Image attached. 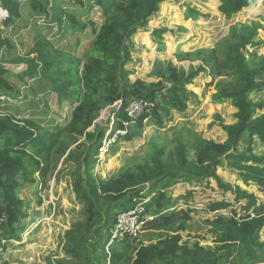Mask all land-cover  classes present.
I'll return each mask as SVG.
<instances>
[{"label":"rangeland","instance_id":"1","mask_svg":"<svg viewBox=\"0 0 264 264\" xmlns=\"http://www.w3.org/2000/svg\"><path fill=\"white\" fill-rule=\"evenodd\" d=\"M16 1L20 5L19 17L13 18L9 24L5 21L0 23L1 39L8 41L0 49V65L8 72L4 78L6 85L12 88L8 92L6 87L4 90L8 93L0 95V114L10 115L17 121H31L39 131L54 129L56 132L60 130L62 134L58 145L46 155L48 172L45 177L42 178V173L30 166L31 174L18 180L22 184L18 198L24 204L27 218L16 228L13 240L3 242L0 246V263L50 264L56 259L72 261V257L65 252L68 244L66 234L85 218V205L76 197L74 183L79 173L86 177V170L69 154L72 151L77 153L74 157L93 154L97 162L90 166L89 174L96 181H109L123 173L136 172L139 166L151 165L159 151L163 161L177 163L178 152L185 146L194 160L199 147L197 140L201 138L224 144L228 137L223 126L237 123V111L231 101L219 104L213 100L217 92L216 85L220 81L230 84L236 78L230 74L213 78L208 67L187 87L192 93L188 109L181 114L174 113L172 123L157 125L149 118L144 121L142 128L132 124L127 129H120L126 132L125 135L119 133L116 127L119 120L114 111L120 102L105 105V96H101L96 100L101 110L99 113L94 111V123L86 131L93 137L86 140L78 131L68 127L73 110L69 103L59 105L54 90L46 85V80L29 71L32 65H39L40 70L42 64L39 57L46 53L50 61L70 60V56H76L84 62L95 39L93 31L101 29L106 17L97 6V0ZM219 6V0H170L161 4L158 13L149 19L147 31H138L129 42L131 61L125 70L129 73L130 83L141 81L147 86L162 83L164 88H170L172 81L167 80L169 75L166 80L158 76L159 72L167 71L169 64L173 67L170 73L174 72V68L179 73L197 71L204 66L203 58L210 56L221 64L230 46L235 43L232 30L245 25H257L256 28H259L248 52L264 58V0L230 19L219 12ZM195 13L199 14L197 19L192 18ZM161 30L165 31L161 39L162 48L154 36L155 32ZM257 81L264 82V73L258 76ZM262 95L264 97V91L252 99L264 105ZM152 107L146 112L152 114ZM257 113L258 116L263 115L264 108ZM101 133L104 134L102 145L97 149L95 143ZM2 143L0 139V147ZM252 151L256 157L264 159V146L259 139H256ZM222 162L217 173L222 177L223 184L241 186L238 174L232 171L225 159ZM241 187L248 193H255L258 203L264 204V192L261 189L257 190L254 185ZM227 195V198L220 195L221 201L234 203L233 198H230L232 194L228 192ZM214 196L210 191H199L193 198L184 199V207L187 203L195 209V214L190 216L187 223L176 222L160 230L139 227L137 236L127 235L130 239L126 245L121 242L124 237L115 240L118 236L114 233L115 223L109 233V241L104 239L101 242H107L98 251L101 264H110L114 250L122 254L121 264H129L140 245H155L175 236L182 239L180 245L190 249L199 245L206 251L216 252L222 246L218 243L221 233L206 223V220H214L212 218L215 217L206 212L216 199ZM239 208L235 205L227 212ZM184 224L185 229L182 228ZM129 226L130 223L126 224L127 228ZM8 231V228H2L1 235L8 237ZM261 243H264V229ZM263 252H259L258 256L263 258ZM72 262L79 263L77 260ZM259 264H264V258Z\"/></svg>","mask_w":264,"mask_h":264},{"label":"trees","instance_id":"2","mask_svg":"<svg viewBox=\"0 0 264 264\" xmlns=\"http://www.w3.org/2000/svg\"><path fill=\"white\" fill-rule=\"evenodd\" d=\"M168 1L170 0H97V6L102 10L106 21L99 31H93L95 39L84 62L76 56H70V60L50 61L46 53L39 57L42 64L40 70L39 65H32L30 74L39 75L46 80V85L54 90L59 105L69 103L73 110L68 127L78 131L86 140L93 137V134L86 131L94 123V111L99 113L101 110L96 103L101 96H105V105L122 102L121 108L114 111L118 120L132 122L126 113L128 105L133 100H145L148 106L135 125L142 128L144 121L149 118L157 125L169 124L173 122L174 113L181 114L188 109L192 93L187 87L208 67L211 68L213 78H221L224 74L236 78L230 84L220 81L216 85L217 92L213 100L219 104L231 101L237 109V123L223 126L228 137L224 144H215L201 138L197 140L199 147L194 160L190 158L185 146L178 152L177 163L163 161L159 151L151 165L139 166L136 172L123 173L109 181H96L89 174L90 166L97 162L93 154L74 157L77 153L72 151L69 157L85 166L86 170V177L79 173L74 183L76 197L85 205V218L66 234L68 244L65 252L79 263L56 259L50 264H101L98 251L101 245L107 244L106 240L109 241V233L117 222L118 215L134 210L139 204L144 207L146 216L154 211L155 217L145 224L148 229H167L176 222L187 223L191 218V211L177 210L174 207L176 200L165 189L178 184H202L210 180L216 181L220 190L225 194L230 192L235 199L234 203L227 200L213 202L206 212L231 210L235 205L244 203L240 216L237 209H233L228 219L219 217L206 220L208 225L221 233L218 243L222 246L216 252L206 251L199 245L190 249L186 245H180L182 239L175 236L155 245H140L129 264H259L264 258L258 256L264 250V243H261L264 204L258 203L254 194L239 186L223 184L217 174V168L225 159L232 169L239 172L244 185L254 184L264 192V159H259L252 151L255 137L264 145V114L258 116L257 113L264 105L252 99V95L264 91V82L257 81L258 76L264 73V58L248 52L259 28H256L257 25H245L233 29L231 34L235 43L230 46L221 64L213 56L205 57L204 66L189 73H179L175 68L170 73L173 67L169 64V69L159 72L158 76L166 80L169 75L167 80L172 81L170 88H164L162 83L147 86L139 81L132 84L129 73L125 70L131 61L129 42L138 31H147L149 19L158 13L161 4ZM219 1V12L230 19L244 9L256 7L261 0ZM1 4L9 12L6 24L19 17L20 5L16 0H1ZM198 17L199 14L195 13L192 18ZM164 32L157 31L154 35L158 38L156 42L160 48L163 47L161 39ZM1 34L0 31V49L8 43L1 39ZM7 73L0 65V95L12 91L4 81ZM6 87L8 92L4 90ZM78 103L80 105L76 107ZM151 106H154L152 114L146 112ZM116 127L122 128L120 121ZM61 134L60 130L56 132L54 129L39 131L31 121H17L10 115L0 114V139L3 142L0 147V246L3 242L13 240L16 228L27 218V213L23 210L24 204L18 198V191L22 187L19 178L25 179L31 174L30 166L37 168L42 173V178L45 177L48 172L46 155L58 145ZM103 135L101 133L96 140L97 149L102 145ZM147 186L149 195L146 194ZM192 193L193 191L188 192L184 199L191 197ZM4 227L9 230L8 237L1 235ZM182 228L185 229L186 225ZM101 231L102 234L99 235ZM126 237L121 241L123 245L129 242L130 238ZM104 239L105 242L101 244ZM122 259V254L114 250L110 264H121Z\"/></svg>","mask_w":264,"mask_h":264},{"label":"built area","instance_id":"3","mask_svg":"<svg viewBox=\"0 0 264 264\" xmlns=\"http://www.w3.org/2000/svg\"><path fill=\"white\" fill-rule=\"evenodd\" d=\"M8 18H9L8 10L3 8L0 4V23H2L3 21H6ZM119 102L120 104L117 105L115 109L119 110L121 108L122 102L121 101ZM147 106H148V103L145 100L131 101V103L128 105L126 109V113L132 119V122H125L124 120H119L122 124V128L120 129H127L128 126L135 124L136 121L145 112V109L147 108ZM120 129H118L119 133L125 135L126 132ZM147 201L148 200H146V202ZM150 219H152V217L145 215V209L141 204H139L134 210L121 213L120 215H118L117 222L115 224L114 233H117L118 235L115 240L122 239L123 237L125 238V236L127 235L131 237L132 235L137 236L139 227H142V226L145 227L147 220H150ZM1 221L3 222L4 219H1ZM129 223H130V226L127 228L126 224H129Z\"/></svg>","mask_w":264,"mask_h":264},{"label":"crops","instance_id":"4","mask_svg":"<svg viewBox=\"0 0 264 264\" xmlns=\"http://www.w3.org/2000/svg\"><path fill=\"white\" fill-rule=\"evenodd\" d=\"M262 40V39H261ZM262 93V92H261ZM260 94V93H259ZM259 94H254L252 95V98H254L255 96H258ZM254 100V99H253ZM261 100H264V97L262 95L261 97ZM255 102V101H254ZM231 104V103H230ZM237 111V109H236ZM237 113V112H236ZM178 114V113H176ZM236 119V117H235ZM237 121V119H236ZM256 139H259L258 137L254 138V145L256 144ZM226 140V139H225ZM260 140V139H259ZM261 142V141H260ZM262 144V142H261ZM263 145V144H262ZM264 146V145H263ZM223 162L221 163L220 166H222ZM218 169V168H217ZM232 169V168H231ZM232 171L236 172L239 176V172H237L236 170L232 169ZM218 174V173H217ZM219 176V174H218ZM222 178V177H221ZM240 178V176H239ZM241 179V178H240ZM209 184V186H208ZM241 186H245L243 184V182H241ZM251 185H254V184H251ZM242 190H244L240 185H238ZM255 186V185H254ZM257 187V186H255ZM259 189V187H257V190ZM149 190V188L146 190V194H147V191ZM165 191H167L168 195L173 197L174 200H176L175 204H174V207H177V210H180V209H189L191 211V215H194L195 212H194V207L191 206V205H188L187 203H185V207H184V196L188 195V192L190 191H193L192 195L191 196H196L197 192L199 191H210V194L212 195H215L214 198H216L213 202H216V201H221L220 199V195L224 196V197H229V195H227L228 193H224L222 190H220L218 188V185H217V182L214 181V180H210L208 182H205V183H202V184H178V185H175V186H172L170 188H167L165 189ZM251 194H254L255 193H251ZM148 195V194H147ZM226 195V196H225ZM192 197V198H193ZM230 198H233V200L235 199L234 196L232 195ZM191 199V198H190ZM148 200V199H147ZM211 201V200H210ZM230 202V201H229ZM232 203V202H230ZM242 205H244V203H241L240 205H236V207L240 206L239 209H237V211L241 212V213H238L239 216L242 215V211H241V207ZM227 211L229 210H221V211H217L215 213H209L210 215L212 214V216H215L213 217L212 219H217L219 217H223L225 219H228L231 217V211L230 213H228ZM154 211H152V214H149L151 215L150 217L154 218L155 217V214L153 213ZM156 213V212H155ZM208 213V212H207Z\"/></svg>","mask_w":264,"mask_h":264}]
</instances>
